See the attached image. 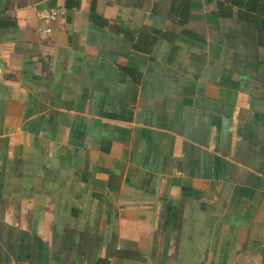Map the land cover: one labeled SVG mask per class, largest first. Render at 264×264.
Returning a JSON list of instances; mask_svg holds the SVG:
<instances>
[{
    "label": "crops",
    "instance_id": "crops-1",
    "mask_svg": "<svg viewBox=\"0 0 264 264\" xmlns=\"http://www.w3.org/2000/svg\"><path fill=\"white\" fill-rule=\"evenodd\" d=\"M0 264H264V0H0Z\"/></svg>",
    "mask_w": 264,
    "mask_h": 264
},
{
    "label": "built area",
    "instance_id": "built-area-1",
    "mask_svg": "<svg viewBox=\"0 0 264 264\" xmlns=\"http://www.w3.org/2000/svg\"><path fill=\"white\" fill-rule=\"evenodd\" d=\"M220 2H227L228 0H214ZM67 10L65 7H52L43 12L40 16L44 27L42 31L44 33H50L52 31V23L62 20L66 16Z\"/></svg>",
    "mask_w": 264,
    "mask_h": 264
}]
</instances>
